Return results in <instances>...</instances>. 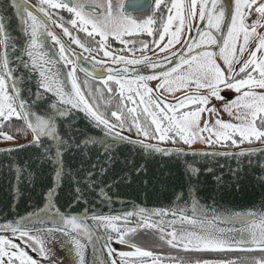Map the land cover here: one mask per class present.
Returning a JSON list of instances; mask_svg holds the SVG:
<instances>
[{
    "label": "snow or ice",
    "instance_id": "6c2138e0",
    "mask_svg": "<svg viewBox=\"0 0 264 264\" xmlns=\"http://www.w3.org/2000/svg\"><path fill=\"white\" fill-rule=\"evenodd\" d=\"M10 6L15 8L20 31L26 37L25 45L19 51L29 58L30 63L24 62L19 54L14 58L10 56V53L18 52L17 45L0 23V139H14L3 131L5 122L13 118L24 121L32 134L30 146L41 150L39 159L50 164L57 181L64 175H71L65 166L64 153L72 148L84 152L90 144H99L107 161L111 162L115 159V150L125 144L145 149L148 155L155 152L165 156H186L189 153L183 148H164L158 144L182 142L191 146L199 140L209 146L220 144L221 147L240 148L245 142H264V31H260L264 29V0H154L153 12L146 18L129 14V9L134 6L133 0L128 4L124 0H115V3L113 0H92L87 8L71 0H37L34 5L29 4V0H11ZM62 11L69 13L67 20L60 14ZM55 28L68 38L67 44ZM73 31L86 33L87 37L95 40L96 47L86 45L73 35ZM138 35H146L151 40H143L137 47L135 40L125 39ZM110 38L122 47L109 50ZM49 41L51 47L46 48ZM69 45H75L81 51L77 52ZM53 47L57 52H52ZM149 51L162 54L161 58L154 60L147 54ZM93 52L96 55L102 53L104 60L95 59ZM15 60L38 74V89L43 91H37L35 100L20 96L18 77L11 66ZM81 60L91 64V71L83 68L86 76L101 81L109 93L114 92L109 82L114 81L118 86L119 96L125 103L111 111L110 118L90 103L87 97L94 96L93 91L89 90L87 96L82 91L76 76L77 64ZM58 62H63L68 69L66 73L54 72L49 67ZM129 66H142L153 71L141 75ZM130 71L135 72L132 78L128 76ZM149 81L159 83L153 88L148 86ZM193 86L197 92L192 91ZM84 87H88L87 80ZM200 89H207L206 94H199ZM181 91L184 95L174 102L161 95V92L175 95ZM96 92L101 90L96 89ZM225 92L236 94L234 99L228 100L224 110L232 115L234 107L242 109L235 113L239 123L217 118L214 124L204 121L201 127L202 113L218 116L215 106H207L213 98L226 99L222 95ZM45 93L58 97V103H50V111L37 115L33 105L44 100ZM129 103L132 107H128ZM72 109L84 113L103 136H86L75 143L62 138L57 118L68 115ZM141 114L145 117L143 123L139 118ZM128 117H131V122ZM133 128L136 136L156 140L158 144L131 139L125 132L131 133ZM46 140L51 143H46ZM254 154V149L236 153H191L193 156L213 157ZM191 171L196 173L198 170L191 167ZM28 175L30 177L31 173ZM91 176L89 172L84 178L89 187L95 183ZM20 179L17 176V180ZM77 192L75 202L79 203L83 194L80 189ZM52 195L53 190H50L49 198ZM176 198L180 200L181 195ZM246 215L250 218L253 214ZM134 216H139L141 223L129 227V218ZM203 216V209L195 200L191 214L178 204L175 208H141L114 216L88 215L87 212L73 215L69 211L62 212L49 199L44 208L33 211L28 218L0 222V264H60L48 242L39 235L43 232L51 234L61 246L66 247L69 256H74L72 264H87L85 249L89 245L92 246L93 264H97V250L101 254L106 252L99 264H161V259L152 251L126 239L129 232H135L141 226L158 229L162 233L161 240L173 249L185 252H264V216L251 223L244 214H226L222 220L229 223L236 220L243 225L235 230L238 235L232 240L223 239L221 235L225 231L231 234L233 229H219L218 235L216 229L207 226ZM216 219L213 216L212 222L215 223ZM89 220L93 223H88ZM117 222H122L121 226ZM113 244L128 245L129 250H119ZM202 264H264V257L239 262L204 260Z\"/></svg>",
    "mask_w": 264,
    "mask_h": 264
},
{
    "label": "water",
    "instance_id": "95a60500",
    "mask_svg": "<svg viewBox=\"0 0 264 264\" xmlns=\"http://www.w3.org/2000/svg\"><path fill=\"white\" fill-rule=\"evenodd\" d=\"M149 1L151 4V0ZM10 3L11 0H0V17H2L0 23H3L5 30L13 37L18 49L17 53H10V56L14 58L19 54L24 62L30 63L29 58L19 51L25 45L26 37L20 31L19 17ZM134 3L136 4L135 0H133ZM29 4L33 3L29 1ZM54 30L67 44L68 38L63 37L61 30L58 28ZM193 33H195V28H193ZM47 47H51L50 41L46 44ZM69 47L77 52L81 51L72 45ZM52 52H57V48L53 47ZM161 55H157L155 52L149 56L157 60L161 58ZM93 56L97 60H104L103 57ZM11 66L15 76L18 77L17 86L20 96L35 100L37 91H43L38 89V74L33 73L30 67H24L19 60H15ZM49 67L54 72L59 70L66 73L68 70L63 66V62L50 64ZM113 67L118 66L113 65ZM129 67L139 71L141 75L150 74L153 71L142 66ZM83 68H88L91 71L90 63L79 61L77 72L86 79L103 86L101 81L86 76ZM104 75L107 74L104 73ZM128 76L129 78L134 77L135 72L130 71ZM157 82L149 81L148 86H157ZM68 87L70 88V84ZM166 100L169 101V99ZM52 102L58 103V97L51 93H45V99L37 101L33 105V111L37 115L50 111L49 104ZM22 123L28 138L23 142L0 146V222L5 219L28 218L33 211L44 208L49 199L62 212L69 211L73 215H83L87 212L88 215L97 213L114 216L128 211H138L141 208L147 210L175 208L178 204L186 207L188 213L191 214L192 203L195 200L203 209L204 216L202 218L206 220L207 226L216 229L218 235L219 229H233L231 234L225 231L221 235V237L232 240L238 235L235 230L243 225L236 220L229 223L226 219L222 220V217H226L228 213H241L244 214L245 219L255 223L259 217L264 216V179H262L264 177V145L238 149H194L152 143L125 132L131 139H140L145 143L158 144L164 148H183L189 155L165 156L155 152L148 155V151L145 149L125 144L115 150L113 153L115 159L109 162L99 144H90L84 152L78 148H72L64 153L65 166L70 170L71 175H64L57 181L50 164L47 161L41 162L39 159L41 150L30 146L31 130L26 127L24 121ZM57 128L62 138L71 143L82 141L86 136L94 138L103 136L100 129L94 127L89 119L85 118L84 113L77 109H72L64 117H58ZM45 142L51 143L47 140ZM21 145L24 147H20ZM7 149H16V151L8 152ZM251 149L255 150V154L251 156L191 155L193 152L236 153ZM190 166L198 171L193 173ZM101 169H105V171L102 172ZM89 172L92 173L91 180L95 181L91 187L84 182V178ZM29 173H31L30 177ZM17 176H20L21 179L17 180ZM77 189H80L83 194L79 203L75 202L78 197ZM50 190H53L51 198L48 196ZM178 194L181 195L180 200L176 198ZM248 213H252V217H247ZM197 215L199 217V213ZM213 216L217 218L215 223L212 222ZM88 223L93 222L89 220ZM121 223L117 222L118 226H121ZM138 223H141V218L134 216L129 218L128 226L135 227ZM177 226L179 227V225ZM185 227L189 226L185 225ZM147 229L159 231L156 228L141 226L135 232ZM135 232H129L127 236ZM39 235L48 242L50 247V240L47 236H53L47 232L39 233ZM113 247L119 250H129L128 245L113 244ZM63 252L64 262L57 251L54 252L56 259L60 264H72L74 256H69L66 247H63ZM202 252L264 253L259 250ZM33 255L35 256V254ZM105 255L106 252L101 254L97 250V264L105 258ZM85 259L87 264H93L91 245L85 249Z\"/></svg>",
    "mask_w": 264,
    "mask_h": 264
},
{
    "label": "trees",
    "instance_id": "16d2710c",
    "mask_svg": "<svg viewBox=\"0 0 264 264\" xmlns=\"http://www.w3.org/2000/svg\"><path fill=\"white\" fill-rule=\"evenodd\" d=\"M63 16L66 20L69 18L68 14H64ZM89 86H90V90L95 93L94 96H88L90 98V99L88 98L90 103H92L101 113L105 114L107 117L110 118L111 111L116 110L118 107H121L120 105L114 103L113 101L115 100V98L121 100V97L119 96V89L113 88L114 92L109 93L106 88L99 87L93 83H89ZM96 88L100 89L101 92H96ZM85 94L87 95V93ZM126 95L127 93H125V96ZM129 107H132L130 103H129ZM139 118H141V116ZM128 119L129 122H131V117H128ZM140 121L141 123H143L142 120ZM3 131L7 132L9 135H12L14 137L13 140L17 142L27 139L28 136L22 124V121L16 120L15 118H13V120H11L10 122H5V125L3 126ZM130 134L134 135L135 137H138L136 136L134 128ZM139 138L145 139L142 136H140ZM140 234L145 235L146 240L141 241L139 238H136ZM161 235L162 233L159 231L153 229H147V230L137 231L131 235H128L126 236V239L134 243L136 246L141 247L142 249L145 248L146 250L152 251L155 256L159 257L162 261L165 262L183 261V258H185L186 257L185 255L187 254L226 255L223 257V260H227V261L233 260L238 262L241 260H248L252 258L260 259L261 257H264V253H210V252H195V251L185 252L180 249H173L165 241L160 239ZM195 261H198L196 257H195Z\"/></svg>",
    "mask_w": 264,
    "mask_h": 264
},
{
    "label": "flooded vegetation",
    "instance_id": "af4514ba",
    "mask_svg": "<svg viewBox=\"0 0 264 264\" xmlns=\"http://www.w3.org/2000/svg\"><path fill=\"white\" fill-rule=\"evenodd\" d=\"M30 1H32L35 4L37 2V0H30ZM135 1H136V4L134 3V6L129 9V12L131 11L129 13L130 15H132L133 17H136V18L137 17H139V18H146L147 16H149L150 14H152L153 8H154V0H151V4L149 3L150 2L149 0H135ZM71 2L72 3H80V4L84 5L85 8L91 6V4L82 3L80 0H71ZM124 2L126 4V3L129 2V0H124ZM60 14L61 15H64V14H68L69 15V13H67L66 11H62ZM73 35L78 36L86 45H89V46H91L93 48L96 47L95 40L92 39V38L87 37L86 33H83V32L77 33L75 31H73ZM141 36H144V38L137 39L138 36H136V37H125V39L135 40L137 47H139L141 41H143V40H149L150 41L151 40V38L150 37H147L146 35H141ZM96 39H99V37H96ZM110 45H111V47H110L109 50H111L112 48H120V47H122V45H120L115 40H111V38H110ZM72 46L77 49V47L75 45H72ZM93 55L99 56L101 58L103 57L102 53L100 55H96V53L93 52ZM138 55H139V53H137V56ZM76 76H77L78 81L81 84L82 90L85 93H88V91L90 90L89 83H92V82H90V81L87 80L88 87L85 88L84 87V81L86 79H84L78 72H76ZM97 86H99V85H97ZM109 86L112 87V88H114V89H116L118 87L113 82L112 83H109ZM99 87H101V86H99ZM113 101H114V103L120 105L121 107L125 103L124 100H122V99L120 100L118 98H115V100H113ZM128 107H129V104H128ZM125 111H126V109H125ZM126 114H127V112H126ZM140 116H141L140 120H142L144 122L145 117L143 116V114H141ZM237 139H239V138L237 137ZM15 142H17V141H14V140H10V141L0 140V144L3 143V145L9 144V143H15ZM151 142H157V141L156 140H151ZM162 144H164V145H175V146H185V147H189L187 145H183L182 142L180 144H171L170 142H163ZM256 145H264V142L256 141V140H254L251 144H249L248 142H245L244 144H242L240 146V148L241 147H246V146H256ZM198 148H203V149H231V148H234V147H227V146L221 147L220 144H216L215 146H209L208 144H205L203 147H198ZM136 238H139L141 241L142 240H146V237L143 234L138 235ZM211 255H209V254H198V255L197 254H187V255H185L186 257L183 258V262L184 263L197 262V261H195V257H196V259H198V261H201L203 258H208V257H213V258L218 259L220 261H227V260H223V257L226 256V255H219V254H211ZM179 262H181V261H179Z\"/></svg>",
    "mask_w": 264,
    "mask_h": 264
},
{
    "label": "rangeland",
    "instance_id": "374dc122",
    "mask_svg": "<svg viewBox=\"0 0 264 264\" xmlns=\"http://www.w3.org/2000/svg\"><path fill=\"white\" fill-rule=\"evenodd\" d=\"M82 3H88V4H91L92 3V0H80ZM113 2L115 3V0H113ZM139 18V17H137ZM260 31H264V29L260 30ZM178 47V46H177ZM221 64H222V61H219ZM159 82H157L158 84ZM156 84V85H157ZM135 87V85H134ZM153 87H156L155 85H153ZM192 91L193 92H197V90L195 89V87L193 86L192 88ZM207 92V89H200L199 90V94H206ZM161 95L165 98V99H169V101H175L177 97H180V96H183L184 93L181 91V92H177L175 95H169L165 92H161ZM222 95H224L226 97V99L224 100H215L213 98V100L209 103V105L207 107L211 108L213 106L216 107L217 111H218V116L217 115H212V114H209L208 112H204L202 113V116H201V127H203V124H204V121H209L211 124H214L215 123V120L217 118L221 119L222 121L224 122H231V123H239V121H237L235 119V113L237 111H242L241 110H238L236 109L235 107L232 109V112L233 114L232 115H229V113L227 111L224 110V106L225 104L228 102L229 99H234L235 95L234 93H231V92H225V93H222ZM112 103V102H111ZM205 135H207L205 133ZM0 140H3V139H0ZM4 141V140H3ZM206 143H202L200 142L199 140H197L193 145L189 146L190 148H198V147H203ZM0 146H4L3 143L0 144ZM114 235V233H113ZM144 250H146L144 248ZM204 260H211V261H220L218 259H215L213 257H208V258H203L201 261H197V262H192V263H184V264H202V262ZM150 264V262H149ZM161 264H181V262H177V261H173V262H165V261H162L161 260Z\"/></svg>",
    "mask_w": 264,
    "mask_h": 264
},
{
    "label": "bare ground",
    "instance_id": "6f19581e",
    "mask_svg": "<svg viewBox=\"0 0 264 264\" xmlns=\"http://www.w3.org/2000/svg\"><path fill=\"white\" fill-rule=\"evenodd\" d=\"M47 238L50 240V241H49V245H50V247L53 249V251H54L55 253H56V251H57L59 257H60L62 260L65 259V255H64V252H63V246L61 247V244L59 243V241L56 240V239L53 238V237H49V236H47ZM221 238L228 240V238H225V237H221ZM63 262H64V260H63Z\"/></svg>",
    "mask_w": 264,
    "mask_h": 264
}]
</instances>
